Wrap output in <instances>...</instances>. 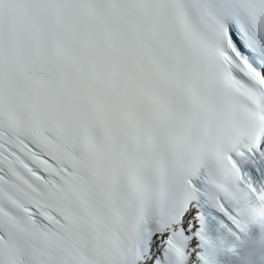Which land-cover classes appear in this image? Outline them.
Returning <instances> with one entry per match:
<instances>
[{"label":"snow or ice","instance_id":"snow-or-ice-1","mask_svg":"<svg viewBox=\"0 0 264 264\" xmlns=\"http://www.w3.org/2000/svg\"><path fill=\"white\" fill-rule=\"evenodd\" d=\"M262 144L264 0H0V264H217Z\"/></svg>","mask_w":264,"mask_h":264},{"label":"clouds","instance_id":"clouds-1","mask_svg":"<svg viewBox=\"0 0 264 264\" xmlns=\"http://www.w3.org/2000/svg\"><path fill=\"white\" fill-rule=\"evenodd\" d=\"M246 227L236 239L234 246L239 249L236 264H264V218L249 211L242 216ZM195 249H189V254ZM191 264H196L192 261Z\"/></svg>","mask_w":264,"mask_h":264}]
</instances>
